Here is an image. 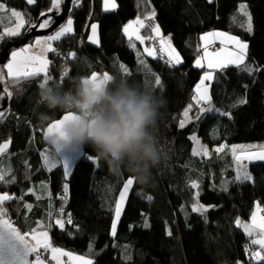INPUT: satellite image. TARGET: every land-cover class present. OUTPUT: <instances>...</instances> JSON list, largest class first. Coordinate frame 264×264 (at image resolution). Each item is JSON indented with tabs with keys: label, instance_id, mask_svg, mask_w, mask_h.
Wrapping results in <instances>:
<instances>
[{
	"label": "trees",
	"instance_id": "1",
	"mask_svg": "<svg viewBox=\"0 0 264 264\" xmlns=\"http://www.w3.org/2000/svg\"><path fill=\"white\" fill-rule=\"evenodd\" d=\"M53 2L36 0L31 7L26 0H0L10 9L25 12L26 20L31 23H37L40 14L49 11ZM116 2L117 10L109 14L103 11L104 0H82L70 17L74 20L76 35L61 40L74 45L71 48L76 51L71 63L73 72L63 82L59 74L51 75L48 84L59 83L64 91H73L81 78H90L93 72L99 76L104 72L123 76L130 82H148L167 101L156 130L165 160L158 169L152 170L148 185L134 179L117 223L116 236L112 237L115 205L126 180L132 177L126 171L113 175L105 161L97 159L93 164L85 158L69 182L59 166L48 174L41 159L45 147L42 134L46 126L68 112L48 110L39 104L42 76L21 79L19 84L10 83L7 88L12 93L11 108L0 122V145L9 142L13 147L7 168L10 166L12 170L8 179L14 178L15 183L0 184V193L15 195L18 199L30 196L27 201L32 207L29 210L18 199L6 202L9 216L22 232L38 228L40 224L53 225L49 234L54 245L76 254L88 253L94 264H236L237 261L256 264L248 260L244 249L247 246L258 250V246L250 244L251 238L235 221H248L257 201L264 202V162L248 166L254 182L236 183L235 165L228 150L214 151L208 158L193 156L195 143L191 136H198L210 148L264 142V0ZM241 4H246L251 14V33L242 26L246 24V17L239 11ZM153 9L155 19L145 21L142 35H152L147 25L158 24L183 58L180 66H169L159 45H154L157 58L153 59L143 52V45L134 41L136 47L132 48L122 34L128 22L147 17ZM94 22L100 25L101 48L80 47L78 37ZM213 31H225L247 42L245 63H253L260 71L250 75L235 66L222 71L195 68L194 62L202 54L198 49L200 37ZM5 46L4 39L0 49ZM141 60L159 76L162 87L154 86V76L145 75ZM122 65L129 69L130 75L122 72ZM205 71H214L210 95L212 109L218 113L202 114L194 107L191 114L199 115L200 119L180 129L182 113L189 104H194L195 85ZM242 98L247 103L232 106ZM40 111L48 112L51 121L41 124L37 118ZM220 113H230V117ZM85 151L96 157L91 148ZM192 182H197L199 187L192 188ZM65 183L68 184L67 199L62 200ZM41 184L45 187L41 188ZM30 189L41 196L40 201ZM196 192H199V203L208 208L204 215L191 211ZM61 207L63 218L70 213L76 227L65 224V229L60 230L55 225ZM48 211L53 214L51 220L46 216ZM169 230L171 236L167 234Z\"/></svg>",
	"mask_w": 264,
	"mask_h": 264
},
{
	"label": "snow or ice",
	"instance_id": "2",
	"mask_svg": "<svg viewBox=\"0 0 264 264\" xmlns=\"http://www.w3.org/2000/svg\"><path fill=\"white\" fill-rule=\"evenodd\" d=\"M64 0H54L52 4V9L57 11L59 14L61 4ZM76 5H79L81 0H73ZM209 3L212 0H208ZM28 5L36 3V0H26ZM117 5L115 0H104V10L114 11ZM239 11L246 17V24L242 25L245 27V30L249 33L252 32V17L248 11L246 4H241ZM0 13H7V20L10 23L5 26V17L0 15V27L4 28V34L0 35V40H3L6 37H19L21 35V30L25 28V24H29L31 28H38L40 30L49 28L53 20L49 17L42 20L39 25L31 23L25 19V14L21 11L10 9L5 7L3 3H0ZM41 16H46L47 13H41ZM155 10L153 9L151 13L147 16L148 20L155 19ZM233 20L235 17L232 18ZM135 25V26H134ZM133 24H128L123 32L127 36L130 46L132 48L136 47L134 41H139L140 44H145L146 40H152V36L145 37L140 34V29L146 27L144 20L137 18ZM150 28L151 32L155 34V38H158L160 45V53L163 56L167 57V63L171 67H177L184 63L183 58L180 53L171 43V37L168 36L165 38L161 33L160 27L156 25H147ZM131 29V31H130ZM98 25H91V35L89 36V41L91 44L99 46V37H98ZM73 29V20L69 17L65 24H61L58 27V30H54V34H49L43 38H36L34 45L29 44L27 47H21L19 50H10L11 60L6 64L7 76L11 78L12 84H19L21 79H27L29 77H35L44 74V81L40 84V88L48 84L49 74L48 67L50 61L46 58L45 54L48 52L56 53L57 49L52 46L53 41H60L62 37L72 34ZM201 41L204 42L202 52L194 62V67L197 69H212L220 70L227 68L229 65L235 66L242 72L252 74L254 72L260 71V69L254 66L253 63H245L247 58V49L248 43L242 41L239 37L235 35L228 34L225 31H213L207 34H204L200 37ZM219 40L221 45H231L232 50L226 51L221 49L219 52H209V44L214 41ZM199 47V46H198ZM32 48H36L39 51V54H28ZM144 53H147V56L152 57L153 59L157 58V52L155 47H145L143 49ZM226 52V55L223 53ZM76 53L70 51L67 54L66 59H75ZM141 65L145 69L146 76H154V86L162 87V82L158 75H156L150 68L147 67L145 61H140ZM122 72L125 75H130L129 69L127 67L121 66ZM70 72V67L65 66L64 75H67ZM4 72L0 71V83L4 81ZM110 77V74L104 72L102 78L97 73H91L90 78H84V83L89 82L102 83L103 80ZM214 80V71H205L202 75V78L195 85V94H194V104H189L182 113V119L179 121V128L184 129L187 124L191 123L193 119L199 120L200 116L190 113L193 112V108H197L198 113L211 112L212 109V97L210 95L211 83ZM207 82V83H206ZM148 84V82H146ZM246 87V86H245ZM5 95L9 98L12 93L8 91L7 88H4L0 92V101L5 99ZM247 103L246 99H239L233 107H236L240 104ZM5 110L0 109V122L5 116ZM220 115H225L230 117V113H220ZM71 113L65 114L61 119L56 120L47 127L45 138L49 141V138L54 135H59L61 127L63 124L72 119ZM191 140L197 145L193 150V156H204L210 157L209 149L201 144V141L197 138L196 135L191 136ZM50 148L44 149L41 153L43 157L44 167L47 171H52L58 166L62 168V173L65 178L69 177L72 174L76 162L81 159L83 156L87 161L96 164L97 158L94 157L91 153L86 151H80L75 148L62 149L57 143L56 146L53 143L49 142ZM9 143H4L0 145V158H3L4 154L8 152ZM228 150V153L231 154L233 158V163L235 165V182L243 184L245 182H254L253 175L248 171V165L244 161L249 163L253 161L264 162V145H242V146H229L227 144H222L214 148L216 153H225V150ZM239 153V154H238ZM11 167L9 166L6 170L0 169V184H13L15 179H8V176L11 174ZM134 184V178H128L126 183L123 186L122 192L119 194V201L115 205V221L111 225L110 235L112 237L116 236L117 232V223L120 220L121 214L123 212V206L126 202L129 191ZM227 181H225V185ZM45 185L41 184V188H44ZM192 188H198L199 184L197 182H192ZM224 190H227L225 186ZM31 194L35 195V192L31 189L29 190ZM68 184H64L65 195L61 197L62 200L67 199ZM27 194V193H25ZM23 197H19L22 199ZM40 196H36V199H40ZM18 199L15 195H9L8 193L0 194V264H48L47 257L50 256V260L54 261L55 264H66L63 258L67 259V264H94L93 259L85 258L80 255H73L72 253L65 251L59 247L53 246L51 238L49 236L48 229L53 225L40 224L38 228L31 229L29 231L22 232L18 227L14 225L11 217L9 216L8 209L5 207L6 202L14 201ZM151 199V197H148ZM26 207L30 210L32 205L28 204ZM191 211L198 212L201 215H204L208 208L199 203V192L195 193L194 203L191 208ZM264 208L260 206L259 203L256 204V211L251 215V222L245 223L240 219L235 221V224L238 228L243 230V233L246 234L250 239V244L258 246V250H252L250 247L245 246V252L248 253V260L255 261L256 264H261L264 262ZM64 209L61 207L59 210L58 218L55 220V225L58 226L60 230L65 229V224L72 225L73 219L71 214L67 215V218H63ZM169 236L172 235L171 231L167 232ZM91 251V247H90ZM130 259V257H126ZM236 264H242V262L237 261Z\"/></svg>",
	"mask_w": 264,
	"mask_h": 264
},
{
	"label": "clouds",
	"instance_id": "3",
	"mask_svg": "<svg viewBox=\"0 0 264 264\" xmlns=\"http://www.w3.org/2000/svg\"><path fill=\"white\" fill-rule=\"evenodd\" d=\"M83 81L73 91H64L59 83L40 88L39 104L73 117L49 142L62 149L91 148L113 175L126 171L139 184L148 185L152 170L165 160L156 130L167 101L148 84L119 75H110L99 84ZM37 118L41 124L52 119L46 111L38 112Z\"/></svg>",
	"mask_w": 264,
	"mask_h": 264
},
{
	"label": "rangeland",
	"instance_id": "4",
	"mask_svg": "<svg viewBox=\"0 0 264 264\" xmlns=\"http://www.w3.org/2000/svg\"><path fill=\"white\" fill-rule=\"evenodd\" d=\"M35 4H32V5H29V6H31V7H33ZM5 7H7L6 5H5ZM8 8V7H7ZM248 8V7H247ZM53 10V9H52ZM51 10V11H52ZM18 11H20V10H18ZM50 10L49 11H47V12H45V13H50L51 12ZM21 12H23V11H21ZM24 14H25V12H23ZM4 14H6V16H4ZM0 15H3L4 17H5V26H7V24L6 23H10V21H8L7 20V13H0ZM25 19H26V16H25ZM53 20V19H52ZM73 20V19H72ZM74 21V20H73ZM53 23H54V20H53ZM53 23H52V25H53ZM66 23V22H65ZM64 23V24H65ZM36 25L38 24V21H37V23H35ZM51 25V26H52ZM50 26V27H51ZM49 27V28H50ZM1 29H2V35L4 34V29L2 28V27H0ZM30 29H32L31 27H29V24H25V28L24 29H22L21 30V35L19 36V37H6L5 36V43H6V45H8L9 43H13V42H16V41H19V40H21V39H23V37L25 36V34L30 30ZM48 29V28H47ZM56 30H58V29H56ZM76 30V29H75ZM85 33V32H84ZM52 34H54V32L52 33ZM82 35H84V34H82ZM69 37H74V36H69ZM77 37V36H76ZM38 38H43V37H38ZM67 38V37H66ZM3 39V40H4ZM35 39L36 38H31V40L28 42V44L27 45H25V46H23V47H27L29 44H33L34 45V42H35ZM64 39V38H63ZM63 39H61V40H63ZM3 40H0V43H2V41ZM56 41L55 43H54V45H53V47L54 48H56L57 49V52L56 53H50V57H49V61H50V64H49V67H48V74H49V81L52 79L51 78V75H54V74H57L55 71H56V69L57 68H60L61 67V64H62V62H61V60L59 59V56H58V53H59V49H62L63 51H65L64 50V47H65V45H64V43H62L63 41ZM219 44V43H218ZM77 45H84L83 44V41H82V39H81V35L78 37V40H77ZM77 45H76V47H77ZM211 46H217V44L216 45H209V47H211ZM67 47L68 48H73L74 47V45H67ZM200 48H203V45H201L200 44V46H199ZM21 48V47H20ZM19 48V49H20ZM217 48H218V50H217ZM216 48V52H219L221 49H225L226 48V51H231L232 50V46L230 45H227V46H225V45H218V47ZM18 49V50H19ZM75 49V48H74ZM1 51H2V49H0V53H1ZM38 51V50H37ZM209 52H214V51H212V50H209ZM201 53L203 54V52H202V49H201ZM28 54H30V53H28ZM201 54V55H202ZM224 55H226V52L225 53H223ZM10 60H11V57H10V59H9V62H10ZM246 62V61H245ZM229 66H232V65H229ZM228 66V67H229ZM0 69H1V71H3L4 72V74H5V76H4V81H3V83H2V85H3V87H6V88H9V84L11 83L10 81H11V78L10 77H8L7 76V68H6V66L5 67H0ZM212 70V69H211ZM39 76H42V78H43V81H44V74L43 73H41L40 75H38V76H35V77H39ZM32 78H34V77H29V78H27V79H32ZM211 113H212V111H211ZM202 114H204V113H202ZM190 115H191V113H190ZM197 138L199 139V137L197 136ZM200 140V139H199ZM201 141V140H200ZM201 144L202 145H204V146H206L208 149H209V152H210V156L212 155V153L214 152V148H210L209 146H207V145H205V144H203L202 143V141H201ZM264 145V142H262V143H250V144H243V145ZM236 146H242V145H236ZM197 147V145L195 144V148ZM239 154V153H238ZM201 157H203V158H208V157H204V156H201ZM42 159V161H43V157L41 158ZM11 160V158H8V156H7V158H4L3 160H2V162H1V167H0V169H4V170H6L7 169V166L9 165L8 163H9V161ZM259 162H261V161H253V162H251V163H249L248 161H244V163L245 164H247L248 166L250 165V164H253V163H259ZM47 171V170H46ZM47 173L49 174V173H51V171L49 172V171H47ZM46 186H48V184H46ZM1 194V193H0ZM127 199H128V196H127ZM127 199H126V201H127ZM125 204H126V202H125ZM125 204H124V206H123V210H124V207H125ZM255 211H256V209H255ZM254 211V212H255ZM262 215H264V213H261ZM122 215V214H121ZM245 223H250L251 222V218L248 220V221H244ZM49 230V229H48ZM49 236H50V234H49ZM51 238V237H50ZM51 242H52V240H51ZM53 244V243H52ZM53 246H55V247H59V248H61V249H63V250H65V251H68V252H70V253H72L73 255H80V256H84L85 258H91L89 255H88V253L87 254H76V253H73L71 250H67L66 248H64V247H62V246H56V245H54L53 244ZM254 249H255V247H254ZM47 259H48V264H55V262L54 261H50V256H48L47 257ZM67 259L68 258H63V260L66 262V264H67Z\"/></svg>",
	"mask_w": 264,
	"mask_h": 264
},
{
	"label": "water",
	"instance_id": "5",
	"mask_svg": "<svg viewBox=\"0 0 264 264\" xmlns=\"http://www.w3.org/2000/svg\"><path fill=\"white\" fill-rule=\"evenodd\" d=\"M73 4H74L73 0H64V2L61 4V8H60L59 14H57V11L55 9H53L46 16H41L40 17L37 25H39V23L42 20L47 19L49 17L54 20V23H53V25L50 28L43 29V30H40L38 28H32L25 34L23 39H21L19 41H16V42H13V43H9L8 45H6L5 48L0 53V67H5L6 64L9 62L10 50H18L20 47H23V46L27 45L28 42L31 40V38L46 37L47 35L52 34L54 32V30L58 29V27L61 24H64L67 21V19L70 17V13L72 11ZM95 25H98V30L97 31H98V37H99V46L91 44L90 41H89V37H88V45L90 47L95 48V49H100L101 48L100 25L98 23H96ZM90 35H91V28H90ZM10 107H11L10 106V100L5 101L3 104L0 103V109L5 110V112H6L5 116L10 111ZM46 129L44 130V133H43L44 142H45L46 145H50L49 141L45 138ZM6 143H9V142H6ZM12 148H13L12 147V143H9L8 152L4 154L3 158H0V165H1L2 160L4 158H6L8 155H10V153L12 152ZM84 151H85V149H84ZM83 159H84V157L82 156L81 159L76 162V166H74L72 174L69 177L66 178L68 181H70L72 179L73 175L75 174V171H76L77 167L79 166V164L82 162Z\"/></svg>",
	"mask_w": 264,
	"mask_h": 264
},
{
	"label": "bare ground",
	"instance_id": "6",
	"mask_svg": "<svg viewBox=\"0 0 264 264\" xmlns=\"http://www.w3.org/2000/svg\"><path fill=\"white\" fill-rule=\"evenodd\" d=\"M81 2H82V0H81ZM81 2L79 3V5H76L75 3L73 4V8H72V11H71V13H70V17H72V14H73V12H74V10L77 8V7H79L80 5H81ZM212 2H213V0H212ZM211 2V3H212ZM103 11L105 12V13H109V14H111V13H114V12H108V11H105L104 9H103ZM136 18H138V17H136ZM135 18V19H136ZM140 18H145V17H140ZM134 20V19H133ZM93 24H96V22H94V23H92L91 25H93ZM90 28H91V26L89 27V30H86L85 31V34H86V37H85V42H86V45H88V37L90 36ZM100 32H101V29H100ZM122 34H123V36L125 37V39L126 40H128L127 39V37H126V35L124 34V32H123V30H122ZM64 45H65V47H64V50H65V52L68 54L70 51H72V49H67L68 47H67V43L66 42H64ZM200 44H198V46H199ZM213 45H216V44H213ZM218 43H217V46H211V47H209V49L208 50H212V49H216L217 47H218ZM198 49H200V51H201V49L202 48H200V47H198ZM180 66V65H179ZM209 70H211V69H209ZM73 72V71H72ZM11 108V107H10ZM212 113H214V114H217L218 113V111L217 110H212ZM65 114H67V113H65ZM65 114H63V115H65ZM192 115V114H191ZM59 120V119H58ZM194 120V119H193ZM192 120V121H193ZM56 121V120H55ZM192 121H191V123H192ZM190 123V124H191ZM50 125V124H49ZM48 125V126H49ZM188 125V124H187ZM186 125V126H187ZM48 126H46L45 127V129L48 127ZM33 131H34V129H33ZM42 141H43V143H44V149H49L51 146L50 145H46L45 144V142H44V135L42 134ZM44 149H42V150H44ZM41 150V151H42ZM84 160V159H83ZM82 160V161H83ZM66 179V178H65ZM72 180V179H71ZM70 180V181H71ZM66 181L67 182H69L67 179H66ZM27 195H28V193H27ZM33 195V194H32ZM34 197H35V199H36V196H40V195H33ZM23 198L22 199H18V202L19 203H24V204H26V205H28V201L27 200H29V198H30V196H22ZM41 197V196H40ZM41 199V198H40ZM40 199H36L37 201H40ZM257 203H259L260 204V206L262 207V208H264V202L263 201H261V200H259V201H257ZM255 209H256V205H255ZM47 216V218L49 219V220H51V218H52V216H53V214L50 212V211H48V214L46 215ZM243 222H244V220H242Z\"/></svg>",
	"mask_w": 264,
	"mask_h": 264
},
{
	"label": "crops",
	"instance_id": "7",
	"mask_svg": "<svg viewBox=\"0 0 264 264\" xmlns=\"http://www.w3.org/2000/svg\"><path fill=\"white\" fill-rule=\"evenodd\" d=\"M115 3H116V5H117V2H116V0H115ZM118 7V6H117ZM117 7H116V9L114 10V11H112V10H109L108 12H115L116 10H117ZM4 16H6V14H4ZM8 16V15H7ZM156 16V15H155ZM138 18H140V17H138ZM137 19V18H136ZM136 19H134V20H131L130 22H128L124 27H123V29L128 25V24H133L134 25V22H135V20ZM140 19H142V20H144V22L147 20V17H145V18H140ZM7 25H8V23H6ZM75 23L73 22V29H74V31H73V33L72 34H69V35H66L65 37H62L61 39H63V38H66V37H69V36H75L76 35V32H75V25H74ZM145 25H146V23H145ZM135 26V25H134ZM3 28V27H2ZM4 29V28H3ZM144 30V28L143 29H140V34L142 35V31ZM161 30V29H160ZM130 31H131V29H130ZM161 33L163 34V32H162V30H161ZM150 36H152L153 37V39L152 40H146V42H145V44H143V48H145V47H154V45H159V42H158V38H155V34L154 33H152V35H150ZM163 36L165 37V38H167L168 36H166V35H164L163 34ZM127 37V36H126ZM145 37H147V36H145ZM128 39V38H127ZM56 41H53L52 42V46L54 45V43H55ZM137 42V44L138 45H142V44H140L139 43V41H136ZM171 43H172V45H173V42H172V39H171ZM217 43H219V40H216V41H214L213 43H211V44H209V45H213V44H217ZM204 44V42L203 41H201V45H203ZM220 44V43H219ZM221 45V44H220ZM174 46V45H173ZM230 46V45H229ZM159 47H160V45H159ZM38 49H36V48H32L31 49V51H30V54H39V51H37ZM247 51H248V49H247ZM50 53L51 52H48V53H46L45 54V56H46V58L47 59H49V57H50ZM247 59V58H246ZM101 78H102V76H100ZM49 231V230H48Z\"/></svg>",
	"mask_w": 264,
	"mask_h": 264
},
{
	"label": "built area",
	"instance_id": "8",
	"mask_svg": "<svg viewBox=\"0 0 264 264\" xmlns=\"http://www.w3.org/2000/svg\"><path fill=\"white\" fill-rule=\"evenodd\" d=\"M85 37H86L85 34L83 36H81V39H82L84 45H79L80 47L86 46ZM62 43H64V42H62ZM217 50H218V48H217ZM72 51H74L76 53L75 49H72ZM212 51L216 52V49H212ZM58 56H59V59L61 60L62 64H61V67L57 68L55 72L57 74H59L60 80L63 82L70 77V75L73 71L71 63L74 62V59H66L67 53L65 51H63L62 49H59ZM66 65L70 67V72H68L67 75H64Z\"/></svg>",
	"mask_w": 264,
	"mask_h": 264
},
{
	"label": "flooded vegetation",
	"instance_id": "9",
	"mask_svg": "<svg viewBox=\"0 0 264 264\" xmlns=\"http://www.w3.org/2000/svg\"><path fill=\"white\" fill-rule=\"evenodd\" d=\"M0 71H1V69H0ZM4 88H6V87H3L2 83H0V92H2ZM8 98L9 97L7 95H5V99L3 101H0V103L3 104L5 101L9 100Z\"/></svg>",
	"mask_w": 264,
	"mask_h": 264
}]
</instances>
